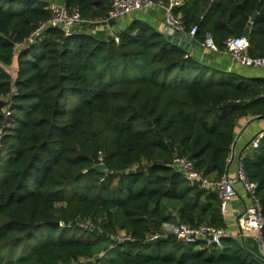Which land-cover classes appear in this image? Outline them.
Returning a JSON list of instances; mask_svg holds the SVG:
<instances>
[{"label": "trees", "instance_id": "trees-1", "mask_svg": "<svg viewBox=\"0 0 264 264\" xmlns=\"http://www.w3.org/2000/svg\"><path fill=\"white\" fill-rule=\"evenodd\" d=\"M61 1L86 17L110 5ZM46 6L0 0V264H263L231 237L219 248L144 238L168 221L225 227L215 191L189 185L172 161L221 178L240 121L264 118V77L199 62L139 19L114 34L48 27L27 41ZM174 11L197 42L209 35L225 50L245 35L248 53L264 56V0H184ZM242 163L264 216V135ZM119 230L135 241L95 255Z\"/></svg>", "mask_w": 264, "mask_h": 264}, {"label": "built area", "instance_id": "built-area-1", "mask_svg": "<svg viewBox=\"0 0 264 264\" xmlns=\"http://www.w3.org/2000/svg\"><path fill=\"white\" fill-rule=\"evenodd\" d=\"M184 0H110V5L104 16L86 17L82 16L79 8H67L61 0L47 1L46 8L49 11V17L41 22L34 31H32L27 38V41L32 40L37 34L48 27H56L62 30L65 34H69L76 28L86 25L92 28H101L109 34H114L115 22L124 16L132 15L134 12L153 7H162L165 11V21L162 33L168 29L189 35L194 38L196 33V25L186 29L180 14H176L174 8L180 6ZM195 40V39H194ZM205 48L210 50H217V47L212 42L211 38H207L201 43ZM225 50L231 56L232 60L240 66L252 68H264V56H251L248 53L249 41L245 35L230 36L225 39ZM21 44H16L15 48L20 47ZM15 89H11L14 93ZM9 96L3 97L8 101ZM4 114L8 115V104L3 109ZM264 131L256 134L249 143L245 145L239 155V163L237 174L234 178L227 179L213 178L205 175L202 171L195 169L193 162L184 156H175L172 164L184 177L189 185L196 183L203 187L215 191L219 200V212L224 217L227 211L228 203L235 195V182L242 183L245 191L250 198V204L245 207L243 214L238 218L239 227L243 232H253L255 234V241L258 246L261 259L264 260V237L262 234V227L264 224V216L262 214V207L258 197L255 195L256 185L247 180L242 160L255 149ZM1 137V131H0ZM83 227H91L90 222L82 224ZM172 236L178 243L189 245L194 244L201 247L214 246L219 248L222 246L221 240L228 237V231L225 227L214 226L207 223H199L190 225L180 221H168L161 225L160 230L151 232L144 238L145 242H152L158 239H164ZM112 240L117 243L134 242L135 238L125 232L119 230L111 236Z\"/></svg>", "mask_w": 264, "mask_h": 264}, {"label": "crops", "instance_id": "crops-1", "mask_svg": "<svg viewBox=\"0 0 264 264\" xmlns=\"http://www.w3.org/2000/svg\"><path fill=\"white\" fill-rule=\"evenodd\" d=\"M44 1H54V0H44ZM133 19H139L156 30L162 32L165 21V11L162 7L153 6L145 9L138 10L132 15L124 16L119 18L115 22V28L123 29L129 22ZM195 39V38H194ZM199 62L209 65L213 68L222 71H232L244 76H262L264 77V68H252L243 67L235 63L231 56L226 52V50H210L205 48L201 43L197 42L193 44L192 51L189 54ZM10 72L16 71V63L13 62L9 67ZM253 118V117H251ZM251 118H244L240 121L238 126V132L243 128L241 134L237 138L235 145L233 160L228 168V176L234 178L237 174L239 155L245 145L259 132L264 131V118L253 119L249 124L248 120ZM237 132V134H238ZM236 134V135H237ZM236 137V136H235ZM235 139V138H234ZM235 195L231 198L227 206V211L224 216L225 229L228 231L231 238L236 239L243 249L250 255L256 257H261L257 243L255 241V234L253 232H243V240L240 239V234L238 231L237 218L240 214H243L245 207L250 204V198L245 191L241 182L237 181L234 184ZM253 256V257H254Z\"/></svg>", "mask_w": 264, "mask_h": 264}, {"label": "water", "instance_id": "water-1", "mask_svg": "<svg viewBox=\"0 0 264 264\" xmlns=\"http://www.w3.org/2000/svg\"><path fill=\"white\" fill-rule=\"evenodd\" d=\"M254 17H255V15H253L251 17V20H253ZM163 35L166 37V39L170 43H172V44L180 47L181 49H183L186 52V54L189 55L191 53L193 44L195 43L194 38H192L191 36L185 35L183 33L177 32V31H174L172 28L171 29H168L166 32H164ZM207 38H210V36L207 35ZM258 118H261V117L255 116V117L251 118L250 120H248L247 124H249L253 119H258ZM242 130H243V128L240 129V131L236 135V137L233 140V143L231 145V152H230L229 161H228V163H227V165L225 167V172H224V175H223L226 179L229 177L228 176V168H229L230 163L233 160L234 150H235V145H236V142H237V138L241 134ZM93 168L96 169V170H100L102 168V164L101 163L95 164ZM241 215L242 214H240V216ZM240 216H238V218ZM238 218H237L238 231H239V234H240V239L243 240V231L239 227ZM56 223H58V222H56ZM254 257L257 258V259H259V260H261V262L264 264V260L263 259H261L260 257H256V256H254Z\"/></svg>", "mask_w": 264, "mask_h": 264}, {"label": "rangeland", "instance_id": "rangeland-1", "mask_svg": "<svg viewBox=\"0 0 264 264\" xmlns=\"http://www.w3.org/2000/svg\"><path fill=\"white\" fill-rule=\"evenodd\" d=\"M114 246V241H112L110 238H104L102 239L96 246L95 255H103L104 257L109 254V249ZM195 248H199L198 245H195Z\"/></svg>", "mask_w": 264, "mask_h": 264}]
</instances>
